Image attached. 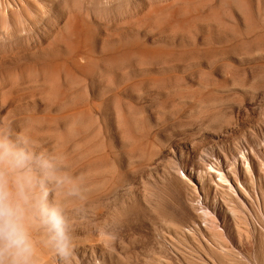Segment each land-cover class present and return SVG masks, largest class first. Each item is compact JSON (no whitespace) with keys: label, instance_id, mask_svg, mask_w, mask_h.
<instances>
[{"label":"rangeland","instance_id":"rangeland-1","mask_svg":"<svg viewBox=\"0 0 264 264\" xmlns=\"http://www.w3.org/2000/svg\"><path fill=\"white\" fill-rule=\"evenodd\" d=\"M0 126L80 183L69 264H264V0H0Z\"/></svg>","mask_w":264,"mask_h":264},{"label":"clouds","instance_id":"clouds-1","mask_svg":"<svg viewBox=\"0 0 264 264\" xmlns=\"http://www.w3.org/2000/svg\"><path fill=\"white\" fill-rule=\"evenodd\" d=\"M0 126V264H38V250L69 264L74 252L73 225L57 193L81 198V185L67 171L65 158L38 147L23 131L11 138ZM46 234L37 240V232Z\"/></svg>","mask_w":264,"mask_h":264}]
</instances>
